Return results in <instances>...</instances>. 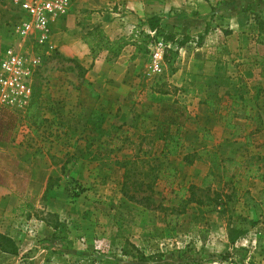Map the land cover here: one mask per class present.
I'll list each match as a JSON object with an SVG mask.
<instances>
[{
    "label": "rangeland",
    "instance_id": "374dc122",
    "mask_svg": "<svg viewBox=\"0 0 264 264\" xmlns=\"http://www.w3.org/2000/svg\"><path fill=\"white\" fill-rule=\"evenodd\" d=\"M242 10L248 21H233ZM17 19L0 0V60L7 45H17L10 31ZM96 28L125 42L118 56L105 50L91 56L82 38ZM259 36L264 0H70L43 44H21L34 65L30 105L23 112L0 107V139L13 136L0 148L14 167H0V233L16 248L0 250V264H264ZM157 50L162 59L154 58ZM223 56L228 85L215 82L208 91L204 80L191 79L193 57ZM166 130L183 140L167 159L160 155ZM224 160L237 163H227L224 173ZM168 166L176 177L167 176ZM210 172L214 179L201 188ZM191 184L206 200L207 188L210 195L231 192L227 209L179 206L174 191L183 188L187 198ZM126 190L148 201H131ZM181 206L173 218L172 208ZM229 225L245 230L234 244ZM137 252L152 258L143 263Z\"/></svg>",
    "mask_w": 264,
    "mask_h": 264
},
{
    "label": "built area",
    "instance_id": "2783aa9c",
    "mask_svg": "<svg viewBox=\"0 0 264 264\" xmlns=\"http://www.w3.org/2000/svg\"><path fill=\"white\" fill-rule=\"evenodd\" d=\"M11 5L17 21L10 31L17 45L9 44L2 52L0 60V107L15 112H23L30 105L33 95L32 58H26L21 44L34 39L43 44L48 37L49 24L57 16L65 14L70 0H5ZM162 46V42L158 43ZM154 58L162 59V53L154 52ZM32 61H30V60ZM154 69H158L155 60Z\"/></svg>",
    "mask_w": 264,
    "mask_h": 264
},
{
    "label": "trees",
    "instance_id": "16d2710c",
    "mask_svg": "<svg viewBox=\"0 0 264 264\" xmlns=\"http://www.w3.org/2000/svg\"><path fill=\"white\" fill-rule=\"evenodd\" d=\"M148 25L151 29H154L157 26V17L156 16H151L148 18ZM83 42L88 46L89 50H90V54L93 58H95L101 51H107L109 52L113 57L118 56L123 47L125 46V42L120 41V39H110L108 36H106L103 32V30L101 28H96L93 30L88 31L84 36H83ZM259 40L257 41L258 43H263L264 44V36H259L258 38ZM141 50V46H137L136 51H140ZM170 56L169 59L167 60L168 64H172L173 63V59L176 55L175 51L170 50L169 51ZM165 59H167V57L165 56ZM167 125H172L175 123V116H170L168 119H165L164 121ZM203 131L205 133H207L206 129H203ZM162 140H163V144H162V148H161V157L167 159L171 156H175L178 154L181 146H182V136L178 133L175 132H169L168 130H166L165 134H163L162 136ZM183 159H186L188 162H190L191 160L188 159L186 156L183 157ZM225 162H223L224 164V173H226L227 171H229L228 168V164H235L237 162L235 161H230V160H224ZM169 174L167 175L169 178H173L176 177V170L173 167L168 166L167 167ZM214 176L211 172L209 174H207L202 182H201V188L204 187H208V185L211 183V181L214 179ZM139 186V184H138ZM195 188V186L193 184H191L188 189L190 191V194L187 198H184L183 196V192L182 189L183 188H179L178 190L174 191L176 196L179 197L178 200V204L179 206L182 205L183 203H187L189 201H193L195 203H197L198 205H209V204H213V205H222L223 209H227V202H229V200L231 199V192L230 193H223L222 191L219 190H213L212 193L213 195L209 194V189L207 188L205 195L207 197L206 199H202V198H197L195 197V191L193 190ZM126 197L134 202L137 203H143L145 201H148L147 196H141L140 198L137 197L135 194H131L129 193L127 190L124 192ZM226 198V199H224ZM224 199V200H221ZM220 201V202H219ZM254 201V200H252ZM253 204H256V202H253ZM172 211H175V216H173V218L175 217H179L178 214L184 212V206H181L180 209H175L172 208ZM243 234H245V230L241 229V228H235V227H231L229 225L228 227V232H227V236H228V240L231 244H234L237 239L242 236ZM0 250L2 252H9L11 254H15L16 253V248H15V244L13 242V240L4 234L0 233ZM188 251V249L186 250ZM190 251V250H189ZM225 256H220L221 259H225L226 256H228V254H224ZM136 259L138 261H142L143 263L149 261L152 258V255H148L145 256L143 253L137 252V255L135 256ZM200 261H190L187 262L186 264H199ZM128 264V263H127ZM131 264V263H129ZM141 264V263H140Z\"/></svg>",
    "mask_w": 264,
    "mask_h": 264
},
{
    "label": "crops",
    "instance_id": "0c3cea01",
    "mask_svg": "<svg viewBox=\"0 0 264 264\" xmlns=\"http://www.w3.org/2000/svg\"><path fill=\"white\" fill-rule=\"evenodd\" d=\"M247 15V11L246 10H242V11H237L235 17H233V21H241L245 18V23L248 21V17H246ZM248 39L247 36L245 35V51H247L248 49ZM250 46V45H249ZM240 48V47H239ZM234 48L230 49L227 47V49L225 50L226 53L228 55V53H230V55L233 53ZM226 56V55H225ZM192 59V58H191ZM226 57H221V58H206V57H202V58H198V57H193L192 60H190V66L194 68L193 69V75H191V79H193L194 81H203L206 83L207 85V89L208 91H212L215 90L216 88H213V86H215V82H219V81H225V85H228L229 81H231L228 78L229 73L227 72V70L225 72L224 71V67L226 64L227 67V62L225 61ZM185 64L187 63V61L184 59ZM246 73V71H245ZM249 77L245 76V84H248ZM200 84V83H199ZM245 90L247 91V88L245 87ZM9 123H12L9 125V127H13L11 128L15 133H16V129L17 126L15 125L16 120L13 118H9L8 119ZM67 121V120H65ZM9 130V129H7ZM11 132V130H10ZM13 136L9 135L7 137V139H5V141L0 139V147H4L5 145H8L10 142H12L10 140V138L12 139ZM12 158L11 156L6 153L4 151V149L1 150L0 148V167H2L3 169H13L14 167L11 166V162ZM1 187V186H0Z\"/></svg>",
    "mask_w": 264,
    "mask_h": 264
}]
</instances>
